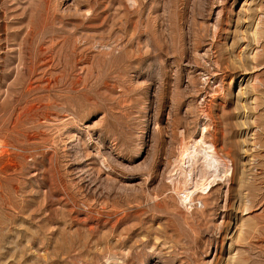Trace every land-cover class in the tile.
Instances as JSON below:
<instances>
[{
  "label": "rangeland",
  "instance_id": "374dc122",
  "mask_svg": "<svg viewBox=\"0 0 264 264\" xmlns=\"http://www.w3.org/2000/svg\"><path fill=\"white\" fill-rule=\"evenodd\" d=\"M0 264H264V0H0Z\"/></svg>",
  "mask_w": 264,
  "mask_h": 264
},
{
  "label": "bare ground",
  "instance_id": "6f19581e",
  "mask_svg": "<svg viewBox=\"0 0 264 264\" xmlns=\"http://www.w3.org/2000/svg\"><path fill=\"white\" fill-rule=\"evenodd\" d=\"M207 5V4H206ZM239 63V62H238ZM238 66V65H237ZM202 143V142H201ZM210 147L212 148V147H214V146H212L211 144L210 145H208L207 146V148H209L210 149ZM200 148V147H199ZM191 149V148H190ZM205 149V148H204ZM187 152V151H186ZM186 152L184 153L185 155H186ZM193 151H191V150H188V152H187V160H188V162H193V153H192ZM202 159L205 161V165H207V167H209L210 168V171H211V174H210V176L209 177H212L214 174H215V172H216V165H215V160L216 159H214V155H213V153L211 152L210 153V151L208 152V151H206L205 150V152L204 153H202ZM219 160V159H218ZM217 161V160H216ZM224 167V166H223ZM185 169V168H184ZM220 172V171H219ZM209 179V178H208ZM239 179V178H238ZM242 182V181H241ZM198 184V183H197ZM196 183H194L193 181H191V183H190V185H189V187H186L185 189H184V191H183V195H182V199L184 200V201H186V200H188L190 197H191V195L194 193V191L197 189V188H199V189H203V187L202 186H199V184L197 185ZM243 205V204H242ZM242 223V222H241ZM240 223V224H241Z\"/></svg>",
  "mask_w": 264,
  "mask_h": 264
}]
</instances>
